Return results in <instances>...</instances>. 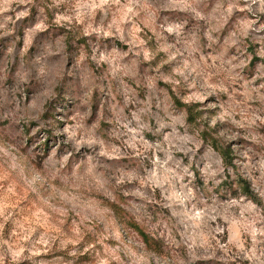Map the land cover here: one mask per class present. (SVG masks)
<instances>
[{
    "label": "rangeland",
    "instance_id": "obj_1",
    "mask_svg": "<svg viewBox=\"0 0 264 264\" xmlns=\"http://www.w3.org/2000/svg\"><path fill=\"white\" fill-rule=\"evenodd\" d=\"M0 264H264V0H0Z\"/></svg>",
    "mask_w": 264,
    "mask_h": 264
},
{
    "label": "trees",
    "instance_id": "obj_2",
    "mask_svg": "<svg viewBox=\"0 0 264 264\" xmlns=\"http://www.w3.org/2000/svg\"><path fill=\"white\" fill-rule=\"evenodd\" d=\"M224 156H225V158H227V157H226V154H224Z\"/></svg>",
    "mask_w": 264,
    "mask_h": 264
}]
</instances>
